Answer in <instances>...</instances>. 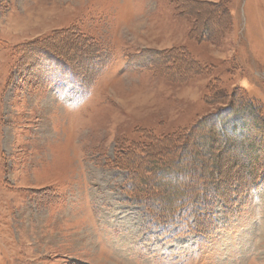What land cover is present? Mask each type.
<instances>
[{"label": "rangeland", "instance_id": "1", "mask_svg": "<svg viewBox=\"0 0 264 264\" xmlns=\"http://www.w3.org/2000/svg\"><path fill=\"white\" fill-rule=\"evenodd\" d=\"M258 122L264 0H0V264H264Z\"/></svg>", "mask_w": 264, "mask_h": 264}, {"label": "trees", "instance_id": "2", "mask_svg": "<svg viewBox=\"0 0 264 264\" xmlns=\"http://www.w3.org/2000/svg\"><path fill=\"white\" fill-rule=\"evenodd\" d=\"M63 69H67L65 66H63ZM258 128H260V131H261V133L262 134H264V125L262 124V123H260V122H258V124L256 125ZM237 130V129H236ZM236 132H238V130L236 131ZM153 200V199H152ZM149 202H150V200H148V202H147V200H142V204L145 206V204H149ZM153 215V214H152ZM155 215V214H154ZM173 217H170L168 220L166 219V221H164V223H162V224H170V223H172L173 221Z\"/></svg>", "mask_w": 264, "mask_h": 264}, {"label": "bare ground", "instance_id": "3", "mask_svg": "<svg viewBox=\"0 0 264 264\" xmlns=\"http://www.w3.org/2000/svg\"><path fill=\"white\" fill-rule=\"evenodd\" d=\"M46 12V11H45ZM46 14V13H45ZM37 18V17H36ZM19 25V24H18Z\"/></svg>", "mask_w": 264, "mask_h": 264}]
</instances>
